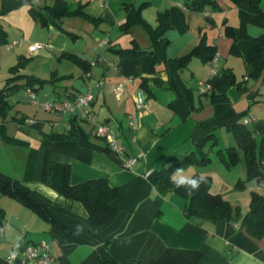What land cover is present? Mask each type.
I'll return each instance as SVG.
<instances>
[{"label":"crops","instance_id":"1","mask_svg":"<svg viewBox=\"0 0 264 264\" xmlns=\"http://www.w3.org/2000/svg\"><path fill=\"white\" fill-rule=\"evenodd\" d=\"M58 1L70 8L85 6L84 12L93 20L63 14L43 26L34 18V12L47 14L45 8ZM189 1L0 0L4 38L0 42V183L18 182L43 210L0 194V264H9L12 252L40 242L49 246L54 264H101L108 258L116 264H264V238H251L235 223L188 218L186 199L161 195L154 187L169 160L185 158L211 133L217 142L209 154L211 162L206 167L190 165L186 174L210 177V192L223 199L224 192L243 193L247 183L243 191L235 185L246 176V167L244 162V171L235 174L242 151L232 125L251 119L244 125L253 132L257 146L264 137V78L248 77V63L260 48L255 40L264 29L248 25L249 39L235 40L225 30L239 26L232 3L214 0L217 9L207 6L199 12L186 8ZM260 5L264 9V0ZM130 9H139V17L151 30L158 27V14L166 12L170 28L161 39L168 44H156ZM15 41L21 44L9 49ZM35 43L46 48L29 54L28 47ZM201 43L206 53L211 49L214 56L218 54L215 66L202 53L191 55L182 66L177 63ZM134 46L138 57L119 54ZM69 55L86 63L89 71ZM19 63L21 68L12 75L10 69ZM226 70L246 91L241 93L232 85L225 91L226 100L214 101L211 95L219 94L217 86ZM14 76L46 83L40 88L8 89L24 83L23 79L9 82ZM125 79L122 96L116 99L114 88ZM205 85L209 86L206 92H200ZM88 88L94 95L95 121L110 128L123 154L107 149L106 141L94 135L87 121L42 107L72 99ZM138 91L146 97L143 113L135 110L133 98ZM131 118L134 131L129 127ZM230 148L237 151L238 162L227 168L215 153ZM137 154L142 157L125 167V160ZM46 158L68 164L73 185L103 178L119 190L113 202L115 213L105 225L93 226L79 202L42 183ZM257 184L264 186V181ZM230 203L240 211L237 199Z\"/></svg>","mask_w":264,"mask_h":264},{"label":"trees","instance_id":"2","mask_svg":"<svg viewBox=\"0 0 264 264\" xmlns=\"http://www.w3.org/2000/svg\"><path fill=\"white\" fill-rule=\"evenodd\" d=\"M228 1L237 9L239 18V26L237 28L230 26L225 27V30L229 32L227 34L232 36L233 39H249L246 32V27L248 25L264 29V9H262L260 5L261 0ZM207 6L212 7V9H217L214 0H191L186 4L187 9L199 12H203ZM84 7L85 6L82 5L76 8H70L63 1H58L54 7L45 8L47 14L34 12L33 16L43 26L47 25L50 18L61 16L63 14L68 16H82L92 21L93 18H90L84 12ZM139 11V9L129 10L131 16L134 19L137 18L136 22L144 26L151 35H153L155 43L165 47L168 44V41L162 40L161 37L163 33L170 28L167 13L162 12L158 14V27L156 30H151L139 17ZM2 41H4V38L0 35V42ZM255 41L260 44V48L248 63V77L253 80H258L264 78V35L260 36ZM202 47L203 45L201 43L191 54L177 59V63L182 66L188 61L191 55L198 53L206 55V58L211 60L214 56V51L210 49L206 53ZM119 54L122 57L126 56L130 58H136L139 55L135 46L129 50H120ZM67 58L82 67L85 66L86 72L89 71V66L75 56L69 55ZM20 68L21 64L19 63L10 69V73L12 75L16 74ZM17 79H23L24 83L20 86H12L8 89H16L22 86L33 87L34 85L40 88L46 83V81L35 80L30 76H14L9 78L8 81L14 82ZM144 82L145 80H142V84H144ZM232 85H236L241 93L246 91L244 84L237 83L232 72L226 70L222 73L220 82L217 86L216 91L219 92V94L216 95L215 93H212L211 95L213 100H226L225 91ZM3 108L4 102L1 104V110H3ZM232 132L236 140L237 148L243 153L247 175L246 181L237 182L235 187L237 189H244L246 183L249 181L255 183L264 181V137L260 139V144L257 146L253 132L244 124L232 125ZM216 145L217 142L214 135L209 133L195 144V151L191 152L185 158L181 160H169L168 163L171 167H164L157 174L154 183L155 189L161 195L173 194L186 199L187 205L184 208V213L188 218H197L210 223H216L218 221L235 223L238 224L239 228L244 230L251 238H264V195L255 191L250 192L249 209L244 215H241L239 209L237 207L233 208L229 201L224 200L219 194H212L210 192L211 178L208 176H206L207 183L202 184L199 191L193 192L192 195H188L183 188H176L171 182L170 176L177 167H183L184 169L190 165L206 167L211 162L209 154ZM215 155L216 157H219L220 162L227 168L235 166L238 162V154L235 148L228 149L226 153L217 150ZM70 173L71 168L68 164L52 163L46 158L42 173V183L65 199L79 202L85 208L88 219L93 226L98 227L105 225L115 213L113 202L118 198L120 193L119 190L115 187H111L103 178L91 179L73 185L70 182ZM0 194L10 195L23 205L43 213L41 205L31 198L29 190L21 186L18 182L7 181L0 183ZM101 264L116 263L108 258Z\"/></svg>","mask_w":264,"mask_h":264},{"label":"built area","instance_id":"3","mask_svg":"<svg viewBox=\"0 0 264 264\" xmlns=\"http://www.w3.org/2000/svg\"><path fill=\"white\" fill-rule=\"evenodd\" d=\"M104 42H101L102 45ZM20 41H15L11 43L8 48H12L15 45H20ZM46 48V45L43 43H35L28 47L29 54H34L40 50ZM218 60V54H216L211 63L215 66ZM93 65V63L91 64ZM128 80H123L114 88V95L116 99H120L123 93V89ZM209 86H203L200 89V92H206ZM134 105L136 113H143L147 109L146 97L140 91L134 94ZM94 102V95L91 88H88L84 93L72 98V99H63L57 102L44 103L42 105L43 109L49 112H62V113H71L75 116H78L80 119L87 121L93 126L94 135L97 138L103 139L106 141L107 148L114 154L121 155L123 154V148L117 144L113 132L105 124H98L95 121L93 112L91 110L92 103ZM252 121L251 119H246L244 124ZM69 127V126H68ZM129 127L132 131L135 130V122L131 118L129 121ZM142 157V154H137L135 157H130L125 160V167L132 166L138 159ZM149 174V173H148ZM147 174V175H148ZM7 262L9 264H54V259L52 258L49 246L45 242H40L35 245H29L24 248L21 252H12L8 258Z\"/></svg>","mask_w":264,"mask_h":264},{"label":"rangeland","instance_id":"4","mask_svg":"<svg viewBox=\"0 0 264 264\" xmlns=\"http://www.w3.org/2000/svg\"><path fill=\"white\" fill-rule=\"evenodd\" d=\"M259 144H260V139L258 140V145ZM238 153L240 156V161L238 162V164L235 167V171H234L235 174H237V173L239 174V172L241 173V171L243 172L244 168H245L243 155L241 152H238ZM234 172L232 175H234ZM246 179H247V175L245 177H242L241 180H239V181H246ZM251 190L255 191L261 195H264V186H258L257 183L250 181V182H247L246 191H245L246 193L243 192V193H239L238 195L237 194L230 195V192H224V194H223L224 199H227L228 201H230L232 203L234 202L235 199H237L238 204L241 208L240 212L244 215L249 209V191H251ZM239 191H243V189H241Z\"/></svg>","mask_w":264,"mask_h":264},{"label":"clouds","instance_id":"5","mask_svg":"<svg viewBox=\"0 0 264 264\" xmlns=\"http://www.w3.org/2000/svg\"><path fill=\"white\" fill-rule=\"evenodd\" d=\"M170 180L176 188L185 189L188 195L199 191L201 185L207 183V178L204 174H200L199 176L187 175L183 167L175 168L170 176Z\"/></svg>","mask_w":264,"mask_h":264}]
</instances>
